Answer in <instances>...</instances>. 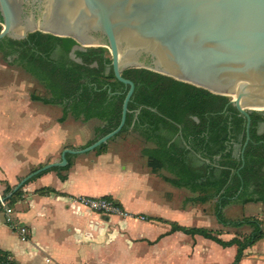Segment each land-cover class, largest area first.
I'll return each instance as SVG.
<instances>
[{
	"label": "crops",
	"instance_id": "1",
	"mask_svg": "<svg viewBox=\"0 0 264 264\" xmlns=\"http://www.w3.org/2000/svg\"><path fill=\"white\" fill-rule=\"evenodd\" d=\"M8 61L0 63L2 199L30 172L59 161L63 149L88 145L102 125L32 99L36 80ZM155 147L130 127L102 152L66 154V170L37 174L16 190L13 202L0 204V250L18 264H231L235 245L172 230L205 228L224 241L236 233L217 221L216 198L200 202L198 192L171 183L176 175L167 167L151 170L144 150ZM187 156L195 167L206 162L193 151ZM79 196L110 198L124 214L95 212L74 201ZM232 203L223 208L227 218L247 217L227 215ZM238 264H264V238L245 248Z\"/></svg>",
	"mask_w": 264,
	"mask_h": 264
},
{
	"label": "trees",
	"instance_id": "2",
	"mask_svg": "<svg viewBox=\"0 0 264 264\" xmlns=\"http://www.w3.org/2000/svg\"><path fill=\"white\" fill-rule=\"evenodd\" d=\"M75 45L72 38L36 31L22 40L0 39V52L44 88L42 95L31 93L32 99L62 105L65 112L84 121L95 118L102 122L90 144L118 125L128 86L115 78L105 47L74 49L72 57L70 52ZM122 76L133 81L134 90L125 124L115 136L130 127L138 130L145 140L155 142V148L144 150L152 171L167 167L176 175L171 183L198 192L200 202L216 198L214 214L222 225L253 228L250 234L235 233L228 241L205 228L175 225L172 230L199 234L222 246L235 245L237 253L231 264H238L243 250L264 238V230L254 217L230 220L223 208L232 202H260L264 206V129L259 130L264 113H250L249 140L241 154L246 120L229 97L144 68H127ZM179 141L184 146L178 145ZM106 146L104 143L94 150L102 152ZM189 151L206 162L193 166L187 156ZM68 167L66 164L49 170ZM10 190L7 188L4 195ZM17 195L18 191L8 202H13ZM0 264L18 263L0 250Z\"/></svg>",
	"mask_w": 264,
	"mask_h": 264
},
{
	"label": "water",
	"instance_id": "3",
	"mask_svg": "<svg viewBox=\"0 0 264 264\" xmlns=\"http://www.w3.org/2000/svg\"><path fill=\"white\" fill-rule=\"evenodd\" d=\"M0 25V39L39 31L72 38L73 48L105 47L115 78L128 86L116 128L82 148L63 149L59 161L21 178L3 200L37 174L65 166L66 154L94 150L121 131L134 90L122 76L127 68L229 97L246 120L241 154L250 113H264V0H0Z\"/></svg>",
	"mask_w": 264,
	"mask_h": 264
},
{
	"label": "rangeland",
	"instance_id": "4",
	"mask_svg": "<svg viewBox=\"0 0 264 264\" xmlns=\"http://www.w3.org/2000/svg\"><path fill=\"white\" fill-rule=\"evenodd\" d=\"M107 54H109V52ZM7 60H10V59L4 58L2 56V53L0 52V63H3L5 61L7 62ZM8 63L13 64L10 61H8ZM13 67L18 69L22 76L30 78L29 76H27L25 74V71L22 70L21 67L17 66L16 64L15 65L13 64ZM32 90H33L34 94L42 95L45 93L44 88L36 81L32 87ZM263 129H264V123H261L259 130L262 131ZM183 190L186 191L185 189H183ZM211 205L212 204H210L209 206L211 207ZM212 207H213V205H212ZM228 209L230 210V212H228L227 215L233 216L234 219H240L241 217H243L245 215H247V217H250V218L251 217L260 218L257 220L260 221L261 226L263 227V230H264V206L262 205V203L249 202L244 207H243V205H240L239 203H235V204L232 203L231 205L228 206ZM235 217H237V218H235ZM252 229L253 228L251 226L243 225L240 228H233L232 231L236 232L237 235L244 236V235L250 234Z\"/></svg>",
	"mask_w": 264,
	"mask_h": 264
},
{
	"label": "built area",
	"instance_id": "5",
	"mask_svg": "<svg viewBox=\"0 0 264 264\" xmlns=\"http://www.w3.org/2000/svg\"><path fill=\"white\" fill-rule=\"evenodd\" d=\"M76 202L82 204L86 208L93 210L95 212H99L102 214H124L123 211L117 206V204L110 198L107 197H85V196H79L75 198ZM0 204L3 206L4 201L2 197H0ZM7 212H10V208L5 207ZM138 217L144 218V215H139ZM21 232H24V228H21Z\"/></svg>",
	"mask_w": 264,
	"mask_h": 264
},
{
	"label": "flooded vegetation",
	"instance_id": "6",
	"mask_svg": "<svg viewBox=\"0 0 264 264\" xmlns=\"http://www.w3.org/2000/svg\"><path fill=\"white\" fill-rule=\"evenodd\" d=\"M74 49H79V48L76 47V48H73V50H74ZM70 53H71V52H70ZM72 53H73V52H72Z\"/></svg>",
	"mask_w": 264,
	"mask_h": 264
}]
</instances>
